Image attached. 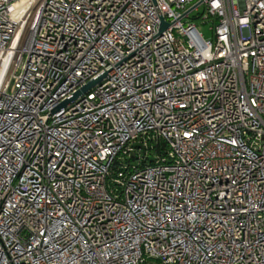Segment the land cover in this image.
I'll return each instance as SVG.
<instances>
[{
    "label": "built area",
    "instance_id": "1",
    "mask_svg": "<svg viewBox=\"0 0 264 264\" xmlns=\"http://www.w3.org/2000/svg\"><path fill=\"white\" fill-rule=\"evenodd\" d=\"M0 264H264V0H0Z\"/></svg>",
    "mask_w": 264,
    "mask_h": 264
},
{
    "label": "water",
    "instance_id": "2",
    "mask_svg": "<svg viewBox=\"0 0 264 264\" xmlns=\"http://www.w3.org/2000/svg\"><path fill=\"white\" fill-rule=\"evenodd\" d=\"M166 26H167V23H166L163 19H161V27H160L159 33H160L163 29H165ZM102 77H103V76L99 77V78L96 79V80H92V81L88 82L85 86H83L79 91H77V92L74 94V96H73L72 99H74L75 97H77L79 94L88 91L93 85H95L96 83H98V82L102 79ZM72 99H70V100H66L62 105H65L66 103H68V102L71 101Z\"/></svg>",
    "mask_w": 264,
    "mask_h": 264
},
{
    "label": "rangeland",
    "instance_id": "3",
    "mask_svg": "<svg viewBox=\"0 0 264 264\" xmlns=\"http://www.w3.org/2000/svg\"><path fill=\"white\" fill-rule=\"evenodd\" d=\"M198 25L200 26V31L203 34L204 38L211 39L212 32L210 31V23L201 24V21L199 20Z\"/></svg>",
    "mask_w": 264,
    "mask_h": 264
}]
</instances>
